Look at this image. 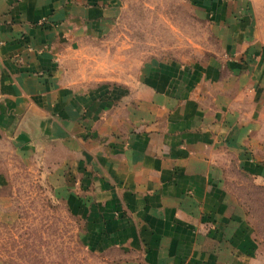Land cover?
<instances>
[{
    "label": "crops",
    "instance_id": "crops-1",
    "mask_svg": "<svg viewBox=\"0 0 264 264\" xmlns=\"http://www.w3.org/2000/svg\"><path fill=\"white\" fill-rule=\"evenodd\" d=\"M192 1L219 59L114 82L83 59L119 0H0V218L11 157L33 160L105 264H259L227 180L237 169L264 187L262 39L249 0Z\"/></svg>",
    "mask_w": 264,
    "mask_h": 264
},
{
    "label": "rangeland",
    "instance_id": "rangeland-1",
    "mask_svg": "<svg viewBox=\"0 0 264 264\" xmlns=\"http://www.w3.org/2000/svg\"><path fill=\"white\" fill-rule=\"evenodd\" d=\"M119 1L114 29L85 49L83 65L89 64L98 79L129 81L152 61L206 66L219 59L222 48L212 25L192 0ZM249 1L264 50V0ZM10 161L5 191L12 197L11 213L10 218H0V264H105L86 246L83 221L71 213L66 189L58 190L51 173L38 171L33 160L27 164L11 157ZM227 186L247 217L259 264H264V187L237 169Z\"/></svg>",
    "mask_w": 264,
    "mask_h": 264
}]
</instances>
